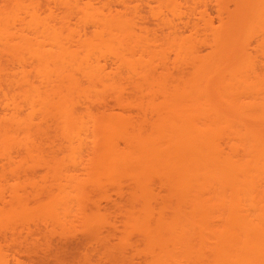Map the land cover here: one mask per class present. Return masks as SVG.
<instances>
[{
    "label": "bare ground",
    "instance_id": "bare-ground-1",
    "mask_svg": "<svg viewBox=\"0 0 264 264\" xmlns=\"http://www.w3.org/2000/svg\"><path fill=\"white\" fill-rule=\"evenodd\" d=\"M23 255L264 264V0H0V264Z\"/></svg>",
    "mask_w": 264,
    "mask_h": 264
},
{
    "label": "rangeland",
    "instance_id": "rangeland-1",
    "mask_svg": "<svg viewBox=\"0 0 264 264\" xmlns=\"http://www.w3.org/2000/svg\"><path fill=\"white\" fill-rule=\"evenodd\" d=\"M22 258H24L28 263H30L31 264V262H32V260L31 259H29L28 258V256L27 255H23V257ZM35 263V262H34Z\"/></svg>",
    "mask_w": 264,
    "mask_h": 264
}]
</instances>
